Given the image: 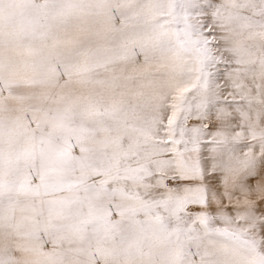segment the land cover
I'll list each match as a JSON object with an SVG mask.
<instances>
[{"label":"snow or ice","instance_id":"1","mask_svg":"<svg viewBox=\"0 0 264 264\" xmlns=\"http://www.w3.org/2000/svg\"><path fill=\"white\" fill-rule=\"evenodd\" d=\"M0 264H264V0H0Z\"/></svg>","mask_w":264,"mask_h":264}]
</instances>
